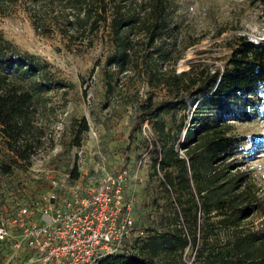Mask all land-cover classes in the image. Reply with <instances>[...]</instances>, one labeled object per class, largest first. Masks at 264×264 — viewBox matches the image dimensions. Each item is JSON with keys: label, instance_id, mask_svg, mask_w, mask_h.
<instances>
[{"label": "rangeland", "instance_id": "374dc122", "mask_svg": "<svg viewBox=\"0 0 264 264\" xmlns=\"http://www.w3.org/2000/svg\"><path fill=\"white\" fill-rule=\"evenodd\" d=\"M129 1L142 15L154 0ZM160 1L166 11L170 37L158 43L169 49L168 60L162 63L154 60L144 34L132 30L129 33L134 41L132 62L125 71L107 63L115 43L108 26L110 10L104 12L94 3L89 4L99 12L98 15L90 12L97 27L89 30L88 24L78 29L68 25L65 17L72 20L77 9H64V3L57 0H42L37 7L28 0L2 1L5 12L0 13V32L3 37L18 50L46 61L50 80L59 84L40 95L36 121L44 131V144L28 165L12 162L0 135V227L7 231V236L0 240V264H33V254L25 247L19 231L13 228V217L19 206L43 196L74 165L77 173L87 171L91 178L127 167L130 176L127 190L136 195L132 244L139 237H145L148 229L159 231L175 211L182 213L177 194L164 190L159 183L160 173L152 174L149 154L143 148L142 140L154 135L152 125L147 122L145 126L144 122L131 134L136 126L135 118L149 97L154 103L180 98L166 82L174 72L186 70L191 64L221 69L229 45L234 44L238 35H245L251 41L264 40V18L261 7L249 0ZM257 91L260 99L252 111L253 119L231 121V133L246 137L231 171H243L249 176L261 209L235 229L228 221L221 223L223 217L215 211L207 215L199 196L192 193L198 207L192 210L191 216H181L177 226L189 238L195 233L197 240L195 245L190 241L183 253L171 258L174 263L200 264L196 259L198 250L205 248L225 254L230 240L237 234L264 232V83ZM186 102L187 108L175 115H162L166 127L174 130L182 120L188 125L195 103L189 96ZM82 117L89 128L81 144L75 146L72 145L74 128ZM179 152L183 155L182 149ZM2 165L8 166L9 171L3 172ZM190 197L186 192L180 200L189 206Z\"/></svg>", "mask_w": 264, "mask_h": 264}, {"label": "trees", "instance_id": "16d2710c", "mask_svg": "<svg viewBox=\"0 0 264 264\" xmlns=\"http://www.w3.org/2000/svg\"><path fill=\"white\" fill-rule=\"evenodd\" d=\"M2 1L0 13L4 14ZM28 1L37 7L42 0ZM57 1L64 3V9H77L72 20L65 17L67 24L77 29L87 24L89 30L97 27L90 12L97 15L99 12L89 4L94 3L104 12L110 10L108 26L115 42L113 53L107 57L110 66L125 71L132 62L134 41L129 37L132 30L144 34L154 60L160 63L168 60L169 49L158 43L170 37L166 11L160 0H154L142 15L129 0ZM249 1L261 7L264 18V0ZM48 67L49 64L36 55L18 50L0 32V135L14 163L28 165L44 144V131L36 121L40 95L59 84L50 80ZM166 82L180 98L159 103L152 102L150 97L146 99L131 134L140 124L151 123L154 135L142 140L143 148L149 154L152 174L160 173L159 183L164 190L177 194L182 213L175 211L159 231L148 229L145 237H139L134 244L129 242L131 248L126 252L104 257L95 264H177L172 259L197 240L195 233L189 238L184 229L177 226L181 216H191L192 210L198 207L192 193L199 196L207 215L215 211L223 217L221 223L228 221L235 229L261 209L249 176L243 171H231L241 144L246 141V137L231 133V121L249 122L254 117L252 111L260 99L257 90L264 83V40L251 41L245 35H238L234 44L229 45L221 69L191 64L186 70L174 72ZM186 96L195 103L188 125L182 120L174 130L166 127L162 115H175L186 109ZM88 128L82 117L74 128L72 145L81 144ZM181 149L183 155L179 152ZM1 170L8 172L9 167L2 165ZM68 172L72 178L78 176L76 165ZM186 192L191 195L189 206L180 200ZM193 220L196 225L195 213ZM228 248L225 254L200 249L196 259L200 264H264L263 231L237 234Z\"/></svg>", "mask_w": 264, "mask_h": 264}, {"label": "built area", "instance_id": "2783aa9c", "mask_svg": "<svg viewBox=\"0 0 264 264\" xmlns=\"http://www.w3.org/2000/svg\"><path fill=\"white\" fill-rule=\"evenodd\" d=\"M78 172L76 178L65 174L55 180L43 196L19 206L13 217V228L33 254V264H95L128 250L136 195L127 190V167L95 178ZM6 236L0 227V240Z\"/></svg>", "mask_w": 264, "mask_h": 264}]
</instances>
